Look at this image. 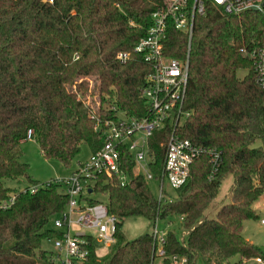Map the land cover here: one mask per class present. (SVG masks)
Segmentation results:
<instances>
[{
    "label": "trees",
    "instance_id": "1",
    "mask_svg": "<svg viewBox=\"0 0 264 264\" xmlns=\"http://www.w3.org/2000/svg\"><path fill=\"white\" fill-rule=\"evenodd\" d=\"M165 1L0 0V201L10 194L1 179L29 182L14 193L9 207L0 208V264H48L41 242L58 233L45 226L67 203L55 183L28 191L37 182L20 160L27 131L44 158L68 166L80 144L90 152L100 147L96 121L114 118L112 107L139 117L145 110L139 89L149 68L133 47L144 36L150 13ZM263 40L264 19L255 11L234 16L210 9L195 17L189 43L167 24L163 52L187 61L183 109L188 115L176 132L217 149L218 168L208 180L207 157L195 159L185 182L167 189L164 201H156L141 176L121 186L115 177L98 174L92 192L105 199L84 200L102 202L116 217L115 243L104 260L91 248L86 264H152L149 233L125 240L119 230L134 216L175 222L165 233L161 264H168L170 255L184 256L186 264L264 256L242 236L243 221L257 217L251 205L264 192V88L254 81L251 59L238 51ZM121 50L130 53L123 64L114 59ZM163 138L158 131L150 138L153 173L161 168ZM255 140L259 144L253 147ZM228 177L229 201L207 217L204 212ZM176 229L186 231L185 240L176 237Z\"/></svg>",
    "mask_w": 264,
    "mask_h": 264
},
{
    "label": "built area",
    "instance_id": "2",
    "mask_svg": "<svg viewBox=\"0 0 264 264\" xmlns=\"http://www.w3.org/2000/svg\"><path fill=\"white\" fill-rule=\"evenodd\" d=\"M210 9L234 16L255 11L264 19V0H166L162 7L150 13L149 26L133 47V51L141 56L149 68L139 89L145 110L135 117L112 107L114 118L96 121L95 129H99L102 143L90 153L87 161L78 162L75 170L63 182L65 188L61 191L67 196V203L61 212L53 216L51 229L58 233V237L50 238L56 252L49 253L48 264H86L90 249L93 248L95 252L94 243L105 248L115 243L116 217L107 212L102 202L89 204L84 200V197L93 194V181L98 174L115 177L121 186L134 176H141L145 182L153 180L157 190L154 195L156 201H164L167 189L179 188L185 182L192 162L199 157L208 159L210 171L207 179L214 177L220 152L212 147L195 145L176 132L188 115L183 109L187 61L169 57L162 49L168 23L176 31L184 33L189 43L195 17L204 15ZM238 51L251 59L254 81L264 88V40L257 46H241ZM129 58L128 51H117L114 55V59L121 64ZM155 131L164 135L159 142V146L163 147V156L157 173L150 170V164L154 162L150 138ZM26 137H30L29 130ZM128 164L131 165L129 171L125 169ZM49 183L61 184L58 180L32 184L28 191L34 193ZM13 201L14 194H9L0 201V208L9 207ZM157 223V219L152 221L149 235L154 255L152 262L158 259V264H161L167 230L158 228ZM259 223L264 224V217L259 219ZM72 225L78 229L72 230ZM251 259L256 264H264V256ZM186 263L184 256L168 257V264Z\"/></svg>",
    "mask_w": 264,
    "mask_h": 264
},
{
    "label": "rangeland",
    "instance_id": "3",
    "mask_svg": "<svg viewBox=\"0 0 264 264\" xmlns=\"http://www.w3.org/2000/svg\"><path fill=\"white\" fill-rule=\"evenodd\" d=\"M238 74H243V71H239ZM92 79V78H91ZM90 85H93V81H90ZM259 140H255L251 146H257ZM22 156L20 160L27 164V175L28 178L38 184H43L48 181L58 180L61 182L60 190H64V180L67 179L70 174L75 170L78 162H85L90 156V149L86 144H80L78 153L72 158L68 166H64L59 161L51 158H44L40 153L37 144L31 140H25L20 143ZM5 187L10 189V194H14L17 191L22 190L29 184L26 178L18 179H1ZM150 192L156 194V184L153 180L146 182ZM231 183V178H225L221 181L218 189V194L214 200L215 204L204 212L207 217H213L217 206L220 203H227L229 201L227 197V190ZM92 198L103 201L105 198L102 195L91 194ZM252 209L254 210L257 217L255 219H247L242 224V236L244 237L248 245H254L264 252V225L259 223V219L264 217V192L252 203ZM53 217H51L45 227L52 228ZM175 222L167 223L158 221V228L163 230L173 229ZM72 230L78 229L76 225H72ZM151 229V223L141 216L128 217L123 220L120 227V232L125 240H132L141 236L144 233H149ZM91 233V231H88ZM176 237L181 240H185L186 236L184 231L174 230ZM95 254L98 259H106L110 254V248H105L99 243H94ZM41 248L49 253L54 254L55 248L52 245L50 239L43 240L41 242ZM231 263L234 264H256L253 259H241L238 260L237 256L230 259ZM153 264H158V259L154 260ZM199 264V263H198Z\"/></svg>",
    "mask_w": 264,
    "mask_h": 264
},
{
    "label": "crops",
    "instance_id": "4",
    "mask_svg": "<svg viewBox=\"0 0 264 264\" xmlns=\"http://www.w3.org/2000/svg\"><path fill=\"white\" fill-rule=\"evenodd\" d=\"M26 140H31V141H33L32 139H26ZM25 141V140H24ZM23 142V141H22ZM261 225H264V224H261Z\"/></svg>",
    "mask_w": 264,
    "mask_h": 264
}]
</instances>
